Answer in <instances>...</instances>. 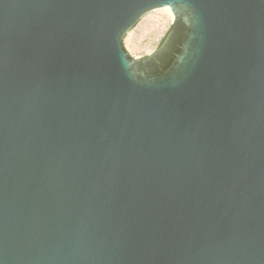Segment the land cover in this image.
<instances>
[{
    "label": "water",
    "instance_id": "obj_1",
    "mask_svg": "<svg viewBox=\"0 0 264 264\" xmlns=\"http://www.w3.org/2000/svg\"><path fill=\"white\" fill-rule=\"evenodd\" d=\"M0 264H264V0H0Z\"/></svg>",
    "mask_w": 264,
    "mask_h": 264
},
{
    "label": "bare ground",
    "instance_id": "obj_2",
    "mask_svg": "<svg viewBox=\"0 0 264 264\" xmlns=\"http://www.w3.org/2000/svg\"><path fill=\"white\" fill-rule=\"evenodd\" d=\"M175 14L170 7L158 8L143 17V23L139 25L138 35L135 34V30L129 32L125 38V46L128 51L136 54L138 51H147L149 54H152L154 51L149 46V44L143 46L141 44V39H143L144 33L146 34L147 30L150 32L147 35L151 38H155L156 36L163 35L165 30L175 22ZM148 26V27H146ZM148 28V29H146ZM143 35V36H142ZM156 35V36H155ZM147 36V37H148ZM155 36V37H154ZM145 38V37H144ZM158 38V37H156ZM144 43V42H143ZM135 58H139L136 56ZM141 58V57H140Z\"/></svg>",
    "mask_w": 264,
    "mask_h": 264
},
{
    "label": "rangeland",
    "instance_id": "obj_3",
    "mask_svg": "<svg viewBox=\"0 0 264 264\" xmlns=\"http://www.w3.org/2000/svg\"><path fill=\"white\" fill-rule=\"evenodd\" d=\"M144 21H143V18L141 19V21L131 30V31H133V30H135V34L136 35H138L139 33H138V28H139V25L141 24V23H143ZM173 25V24H172ZM172 25H170L168 28H167V30H165V32H164V34L163 35H160V36H156V37H158V38H156L155 36V38H151V37H149L148 35H147V33L149 34L150 32L147 30L146 32V34L144 33L143 35H146V36H144L143 37V39H141L142 41H141V44H143V46H145V45H147V44H149V46L152 48V50L154 51L155 49H157L160 45H161V43L163 42V40L165 39V37H166V35L169 33V31L171 30V28H172ZM146 27H148V26H146ZM149 28V27H148ZM148 28H146V29H148ZM137 29V30H136ZM130 31V32H131ZM142 35V36H143ZM148 36V37H147ZM144 42V43H143ZM148 46V45H147ZM126 47V46H125ZM127 49V48H126ZM128 51V50H127ZM129 53L133 56V57H136V56H138L139 58L140 57H145V56H147V55H150L147 51H138L136 54H134V53H131L130 51H129Z\"/></svg>",
    "mask_w": 264,
    "mask_h": 264
}]
</instances>
